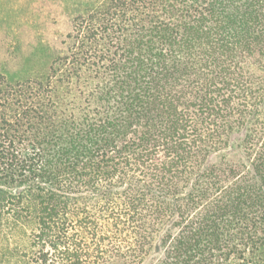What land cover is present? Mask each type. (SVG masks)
Here are the masks:
<instances>
[{"label":"trees","instance_id":"16d2710c","mask_svg":"<svg viewBox=\"0 0 264 264\" xmlns=\"http://www.w3.org/2000/svg\"><path fill=\"white\" fill-rule=\"evenodd\" d=\"M0 264H264V0H0Z\"/></svg>","mask_w":264,"mask_h":264},{"label":"rangeland","instance_id":"374dc122","mask_svg":"<svg viewBox=\"0 0 264 264\" xmlns=\"http://www.w3.org/2000/svg\"><path fill=\"white\" fill-rule=\"evenodd\" d=\"M243 140V133H237L231 136L228 147L220 152V154L213 155L209 159V163H221V162H235L244 158L242 150H241V143ZM160 248L159 242H156L155 248L151 253L150 258H155L159 255Z\"/></svg>","mask_w":264,"mask_h":264}]
</instances>
